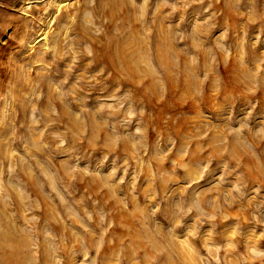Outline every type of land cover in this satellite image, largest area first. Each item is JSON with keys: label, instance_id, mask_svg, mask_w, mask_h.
Returning a JSON list of instances; mask_svg holds the SVG:
<instances>
[{"label": "rangeland", "instance_id": "rangeland-1", "mask_svg": "<svg viewBox=\"0 0 264 264\" xmlns=\"http://www.w3.org/2000/svg\"><path fill=\"white\" fill-rule=\"evenodd\" d=\"M45 1L0 0V264H264V0Z\"/></svg>", "mask_w": 264, "mask_h": 264}, {"label": "bare ground", "instance_id": "bare-ground-1", "mask_svg": "<svg viewBox=\"0 0 264 264\" xmlns=\"http://www.w3.org/2000/svg\"><path fill=\"white\" fill-rule=\"evenodd\" d=\"M35 1H36V0H35ZM46 1L48 2V0H46ZM46 1H45V2H46ZM55 1H56V0H55ZM64 1H65V0H64ZM33 2H34V1H33ZM47 2H46V3H47ZM52 2H54V1H52ZM59 2H60V1H59ZM61 2H62V1H61ZM29 3H30V2H29ZM48 3H49V2H48ZM62 3H63V2H62ZM33 4H34V3H33ZM37 4H38V3H37ZM51 4H53V3H51ZM54 4H55V3H54ZM59 4H60V3H59ZM44 5H45V4H44ZM47 5H48V4H47ZM55 5H56V4H55ZM38 6H39V5H38ZM38 6H37V7H38ZM67 6H68V5H67ZM27 7H28V6H27ZM37 7H36V8H37ZM44 7H45V6H44ZM52 7H53V6H52ZM62 7H63V6H62ZM32 8H33V7H32ZM38 8H39V7H38ZM40 8H41V7H40ZM40 8H39V9H40ZM45 8H46V7H45ZM54 8H57V7L54 6ZM23 9H24V8H23ZM26 9H27V8H26ZM28 9H29V8H28ZM60 9H61V8H60ZM42 10H43V9H42ZM51 10H52V9H51ZM69 10H70V9H69ZM55 11H57V10L55 9ZM29 12H30V11H29ZM46 12H47V11H46ZM49 13H51V12H49ZM59 13H60V12H59ZM46 14H47V13H46ZM53 14H54V12H53ZM67 14H68V13H67ZM34 15H35V14H34ZM49 15H50V14H49ZM49 15H48V16H49ZM71 15H72V14H71ZM29 16H31V15H29ZM48 16H47V17H48ZM27 17H28V16H27ZM33 18H34V17H33ZM48 18H49V17H48ZM73 19H74V17H73ZM47 20H48V19H47ZM47 20H46V21H47ZM51 20H52V19H51ZM35 21H36V20H35ZM42 22H43V21H42ZM49 23H50V22H49ZM49 23H48V25H49ZM45 24H46V23H45ZM46 25H47V24H46ZM43 26H44V25H43ZM49 26H50V25H49ZM64 26H65V24H64ZM64 26H63V27H64ZM51 27H52V26H51ZM61 29H62V28H61ZM48 30H49V29H48ZM41 40H44L45 42H47V41H48V35H47V34H42V35L36 40V42H39V41H41ZM50 42H51V41H50ZM33 43H34V42H33ZM45 44H46V43H45ZM34 45H35V43H34ZM36 47H38V46H36ZM27 48H28V47H27ZM43 48H44V47H43ZM46 48H47V46H46ZM46 50H47V49H46ZM32 52H33V51H32ZM49 52H51V51H49ZM41 60H42V59H41ZM39 65H40V64H39ZM33 68H34V67H33ZM41 82H42V81H41ZM41 82H40V83H41ZM214 138H215V137H214ZM217 139H218V138H217ZM215 140H216V138H215ZM246 151H247V150H246ZM247 152H248V151H247ZM251 156H252V155H251ZM237 158H238V155H237ZM239 158H240V155H239ZM241 158H242V156H241ZM252 159H254V158H252ZM255 159H256V157H255ZM258 159H259V156H258ZM258 165H259V164H258ZM261 165H262V164H261ZM259 166H260V165H259ZM261 168H262V167H261ZM261 168H260V170L263 171V169H261ZM263 168H264V167H263ZM261 173H262V172H261ZM262 175H264V173H263ZM262 175H261V176H262ZM263 180H264V179H263ZM263 188H264V187H263Z\"/></svg>", "mask_w": 264, "mask_h": 264}]
</instances>
